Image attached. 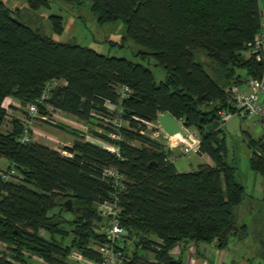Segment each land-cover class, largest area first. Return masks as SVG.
<instances>
[{
    "label": "trees",
    "instance_id": "16d2710c",
    "mask_svg": "<svg viewBox=\"0 0 264 264\" xmlns=\"http://www.w3.org/2000/svg\"><path fill=\"white\" fill-rule=\"evenodd\" d=\"M66 1L75 7L88 2L99 24L122 21L126 37L146 49L140 52L142 59L152 57L164 69L165 79L156 83L140 63L56 43L14 19L0 1V159L17 173L15 181L0 177V242L6 246L0 264H31L32 259L67 264L73 251L99 263L94 247L104 235L97 230L108 219L94 205L115 198L122 238L135 247L128 264H184V256L171 252L188 245L227 249L247 229L236 222V209L246 193L237 167L225 161L222 121L213 132L199 125L220 121L222 112L234 115L227 90L264 74V54L261 61L243 56L262 27L259 0ZM27 2L32 9L48 5L47 0ZM50 20L55 33L61 34L62 18ZM196 52L205 54L207 69L195 60ZM54 81L61 84L49 91L39 112L52 108L100 128L103 133L90 130L89 135L117 148L119 156L79 138L63 148L71 157L34 141L21 143L20 119H12V129L3 131L5 99L16 100L21 108L12 110L26 118L23 108ZM123 85L130 93L120 102L117 88ZM105 102L122 110L127 125L116 131L120 141L110 139L108 133L114 129L93 115L113 117ZM164 113L198 131V154L207 155L212 165L177 172L169 160L171 151L144 133L146 123L156 124ZM246 137L250 169L264 176V135ZM108 168L123 177L120 187L103 176ZM67 201L73 206L70 210ZM64 212H71L73 219L65 220ZM138 248L152 253V259L138 255ZM121 251L126 253V246Z\"/></svg>",
    "mask_w": 264,
    "mask_h": 264
},
{
    "label": "rangeland",
    "instance_id": "374dc122",
    "mask_svg": "<svg viewBox=\"0 0 264 264\" xmlns=\"http://www.w3.org/2000/svg\"><path fill=\"white\" fill-rule=\"evenodd\" d=\"M0 1L12 11L14 19L33 31L51 38L56 43L87 47L109 58L126 59L134 63H140L152 72L156 83L165 79L166 74L164 69L156 66V62L152 57L142 59L140 52L146 51V49L136 45L132 39L126 37L124 23L119 20L112 23L99 24L96 21V17L90 12L88 2L75 7L70 5L66 0H47V6L32 9L29 7L27 0ZM259 4L261 9H263L264 0H259ZM51 16H60L62 18L63 30L61 34L55 33L50 20ZM195 60L207 69L209 62L205 54L196 52ZM240 74L243 75L244 73ZM212 107L214 106L207 109L210 110ZM14 116L23 115L17 112ZM61 117L69 125L81 126L80 124L73 123V120H70L69 116L61 115ZM10 121L6 120V123H9V127L11 125ZM31 124L37 133L31 135V140L38 144L60 150L64 144L71 145L72 142L77 140V136L74 134L57 129L46 123L31 121ZM124 125L127 124L124 123ZM85 127L87 131L86 135L90 141L96 142L89 135L90 130L103 133L100 128L92 125L86 124ZM221 129L220 137L224 136L225 138V161L237 167V179L243 185L246 193L243 203L236 209V222L238 228L246 225L247 229L245 232L241 231L237 237L230 241L228 245L229 255L236 262L249 260L253 264H261L264 262V258L262 257L264 255V176L250 169L249 159L251 150L247 145L246 134L250 135L252 139H258L264 135V127L255 118L236 114L224 116ZM3 130H6V128H3ZM189 132L194 139L199 138V133L196 129L191 128ZM144 133L163 144L166 150L171 151L169 160L174 164L178 173L194 171L200 164L206 161L212 163L207 155L201 156L194 150L189 155H184L178 147L173 146L172 142L175 143L183 140L182 136L177 138L175 136L176 133L165 135L167 138H164L154 125H146ZM5 162V159H0L1 170L7 168V166L3 167ZM63 217L65 220H71L73 219V214L71 212H64ZM97 232H101V227H99ZM123 243L126 246L125 254L131 257L135 247L131 242ZM4 252L5 246L0 245V254ZM137 254L148 256L150 259L153 256L152 253H148L141 248L137 249ZM199 254L203 255L201 251H198ZM204 255L208 257L207 254ZM31 264L42 263L37 259H32ZM67 264L78 263L68 259Z\"/></svg>",
    "mask_w": 264,
    "mask_h": 264
},
{
    "label": "built area",
    "instance_id": "2783aa9c",
    "mask_svg": "<svg viewBox=\"0 0 264 264\" xmlns=\"http://www.w3.org/2000/svg\"><path fill=\"white\" fill-rule=\"evenodd\" d=\"M261 29L255 36L252 43L249 47L243 52V56L246 59L255 58L256 61L262 60V55L264 54V19L261 24ZM61 82H51L47 84L45 90L43 91L41 97L37 99L35 102L26 105L23 110L26 113L27 117L24 118L23 116H14L10 112V108L14 107L12 104H3V108L6 109L7 112V119H20L23 123L24 130L21 138L19 141L21 143H28L31 142V135L37 134L33 127L31 126V121H37L40 123H46L51 125L55 128L63 127L64 129L75 133V136L79 139H84L85 141H90L87 137V131L85 126H76V125H69L67 121L61 117L64 116L58 110H54L52 108H48L45 114H41L39 112V105H41L47 98L49 91L60 85ZM119 92V101L126 99L130 93V89L127 86H120L117 88ZM230 93V109L235 112L234 115H241L244 117H252L257 120V122L264 127V74L258 79L249 80L247 83L243 84L240 87L232 88L227 90ZM104 107L111 113H113V117L107 118L102 115H94L96 119H98L104 126H110L114 129V131L108 133L110 139L114 141H120L121 138L119 134L116 132L124 122L121 118L122 110L119 108L118 105H115L110 102H105ZM15 108H21L20 104ZM17 113V112H16ZM224 116H227L224 112L221 114L220 122H223ZM182 126V122L178 121ZM146 125H154L158 131L162 134L164 138H167L162 130L158 127L157 120L156 124L146 123ZM59 129V128H57ZM61 130V129H60ZM183 130L185 131L186 135L183 137L182 141L172 142V145L178 147L184 155H189L191 151H195L198 153L200 139H194L193 136L190 134L189 129L183 126ZM48 137V136H47ZM191 140V141H190ZM171 141V140H170ZM73 143V142H72ZM71 145L64 144V146L59 150L62 155L66 157H71V154L64 151V147H69ZM101 147L110 153L118 154L117 148L101 144ZM103 176L111 179L113 181L114 187L118 188L121 185V181L123 177L115 168H108L105 169L103 172ZM0 177L4 181H15L17 177V173L15 169L11 166L10 168H6L5 170L0 171ZM98 213L102 216L107 218L108 220L101 226V232L104 235V241L96 245L94 248L100 254L101 260L99 263L88 260L84 258L79 252L73 251L68 259L74 261L78 264H128L131 260V257L126 255L121 251L124 247V239L122 235L125 234L123 229L119 226L118 223V216H119V208H118V200L115 198L113 202H105L100 206L96 207ZM0 245L5 246L3 243L0 242ZM6 247V246H5Z\"/></svg>",
    "mask_w": 264,
    "mask_h": 264
},
{
    "label": "crops",
    "instance_id": "0c3cea01",
    "mask_svg": "<svg viewBox=\"0 0 264 264\" xmlns=\"http://www.w3.org/2000/svg\"><path fill=\"white\" fill-rule=\"evenodd\" d=\"M3 104H9V105L12 104L14 107L19 105V103L16 100L12 99V98L5 99ZM10 112L12 114L16 113V112H14L12 110V108H10ZM8 120L9 119H7V121ZM70 120H73L72 122L76 123V124H80V125H83V126L86 125L85 123H83L81 121H78L77 119L72 118V117H70ZM6 124H7V126H6ZM3 128H6V130H3L5 132L6 131H10L12 129V125H10V127H9V123H6V121H5V123L3 125ZM175 136L177 138L181 137V135L179 133H176ZM94 143L98 144L100 146L102 144L101 142H99L97 140ZM44 146H47V145H44ZM47 147H49V146H47ZM51 149L56 150L55 148H51ZM201 156H203V155H201ZM205 163L209 164V165L212 164L210 161H206ZM8 165H9V163L6 161L5 164L3 165V167L4 166L6 167ZM228 250H229L228 248L224 249V250H217V249H215V248H213V247H211L209 245L200 244L198 246L188 245L184 249V251H181V248L177 247L171 252V254L173 256H175V257L176 256H180V255L184 256L183 257L184 258V264H248L249 260H242V261L236 262L235 259L230 258ZM198 251H201L203 253V255L202 254L198 255ZM204 254H207L208 257H206Z\"/></svg>",
    "mask_w": 264,
    "mask_h": 264
},
{
    "label": "water",
    "instance_id": "95a60500",
    "mask_svg": "<svg viewBox=\"0 0 264 264\" xmlns=\"http://www.w3.org/2000/svg\"><path fill=\"white\" fill-rule=\"evenodd\" d=\"M157 124L165 135H171L174 133H179L182 137H185L186 135L185 131L183 130V126L168 113L158 115ZM219 124H220L219 120H215L213 123L209 125H205V126L199 125V126L202 130H205L207 132H213L218 128ZM65 207L69 210L72 209L71 202L70 201L65 202ZM94 208H96L95 205ZM76 211H78V209H76Z\"/></svg>",
    "mask_w": 264,
    "mask_h": 264
},
{
    "label": "bare ground",
    "instance_id": "6f19581e",
    "mask_svg": "<svg viewBox=\"0 0 264 264\" xmlns=\"http://www.w3.org/2000/svg\"><path fill=\"white\" fill-rule=\"evenodd\" d=\"M220 122V121H219ZM191 141V140H190Z\"/></svg>",
    "mask_w": 264,
    "mask_h": 264
}]
</instances>
